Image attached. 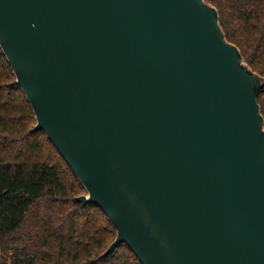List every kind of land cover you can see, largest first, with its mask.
I'll return each mask as SVG.
<instances>
[{
	"label": "water",
	"instance_id": "1",
	"mask_svg": "<svg viewBox=\"0 0 264 264\" xmlns=\"http://www.w3.org/2000/svg\"><path fill=\"white\" fill-rule=\"evenodd\" d=\"M37 125L142 264H264V77L207 0H0Z\"/></svg>",
	"mask_w": 264,
	"mask_h": 264
},
{
	"label": "trees",
	"instance_id": "2",
	"mask_svg": "<svg viewBox=\"0 0 264 264\" xmlns=\"http://www.w3.org/2000/svg\"><path fill=\"white\" fill-rule=\"evenodd\" d=\"M228 41L264 77V0H207ZM258 102L264 116V88ZM0 47V264H142L43 130Z\"/></svg>",
	"mask_w": 264,
	"mask_h": 264
},
{
	"label": "rangeland",
	"instance_id": "3",
	"mask_svg": "<svg viewBox=\"0 0 264 264\" xmlns=\"http://www.w3.org/2000/svg\"><path fill=\"white\" fill-rule=\"evenodd\" d=\"M3 260H9V257H6L0 253V261H3Z\"/></svg>",
	"mask_w": 264,
	"mask_h": 264
}]
</instances>
